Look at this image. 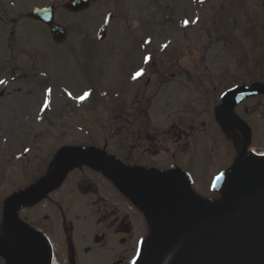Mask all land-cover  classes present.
Masks as SVG:
<instances>
[{
  "label": "flooded vegetation",
  "instance_id": "1",
  "mask_svg": "<svg viewBox=\"0 0 264 264\" xmlns=\"http://www.w3.org/2000/svg\"><path fill=\"white\" fill-rule=\"evenodd\" d=\"M69 1L0 0V24L18 5L28 7L20 17L51 8L54 18L88 13L80 26L92 23V0L77 12L64 9ZM212 30L227 41L219 26ZM150 33H124V42L131 41L125 88L116 107L109 104L106 131L42 159L45 168L27 189L49 178L72 151L106 158L129 183L97 162L73 166L54 188L14 208L13 222L28 236L7 225L10 198L0 199V241L20 263L179 264L207 224L198 216L202 208L223 211L238 187L264 183V94L226 101L241 88L264 90V67L200 68L189 43L177 57L171 37L154 41ZM210 33L205 29L208 43ZM145 198L175 209L157 212ZM193 206L200 209L196 216ZM0 264L14 263L0 250Z\"/></svg>",
  "mask_w": 264,
  "mask_h": 264
},
{
  "label": "rangeland",
  "instance_id": "2",
  "mask_svg": "<svg viewBox=\"0 0 264 264\" xmlns=\"http://www.w3.org/2000/svg\"><path fill=\"white\" fill-rule=\"evenodd\" d=\"M24 8L0 24V199L28 188L45 168L42 159L106 131L108 107H116L125 88L126 31L130 38L141 30L154 41L171 37L177 57L189 43L200 68L264 67V0H92L87 26L79 20L88 13L55 15L66 31L60 45L45 26L20 17ZM216 26L227 41L215 39Z\"/></svg>",
  "mask_w": 264,
  "mask_h": 264
},
{
  "label": "water",
  "instance_id": "3",
  "mask_svg": "<svg viewBox=\"0 0 264 264\" xmlns=\"http://www.w3.org/2000/svg\"><path fill=\"white\" fill-rule=\"evenodd\" d=\"M82 1L84 0H72L65 5V9L77 12L81 8ZM28 17L46 25L55 44L64 41L66 33L63 28L53 24V12L50 8L35 10ZM109 20L110 14L107 15L106 24ZM104 37L105 31L102 30L98 40L102 41ZM250 93L264 94V90L250 92L239 89L228 96L226 101L232 102L235 98ZM81 162H97L106 168H110L122 180L128 182L125 174L102 156L87 151L75 152L66 157L55 173L47 180L32 190L16 195L10 201L6 209L8 226L18 234L28 236L21 227L16 226L12 221L14 208L36 199L54 188L73 166ZM143 202L157 212H173L175 209L174 206L158 205L149 198H145ZM202 209L204 212L198 216L205 218L207 224L193 237L179 264H264L263 182L238 187L233 193L230 203L223 211L213 212L205 208ZM198 210H200L199 207L193 206L189 212L192 216H196L195 212ZM0 250L8 260L14 264H21L14 259L11 252L1 242Z\"/></svg>",
  "mask_w": 264,
  "mask_h": 264
}]
</instances>
